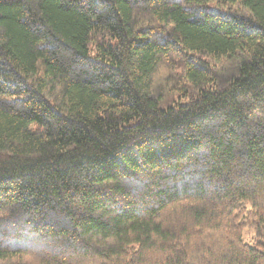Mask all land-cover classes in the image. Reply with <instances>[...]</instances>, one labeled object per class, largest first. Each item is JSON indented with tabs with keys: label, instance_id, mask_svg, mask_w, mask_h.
<instances>
[{
	"label": "trees",
	"instance_id": "1",
	"mask_svg": "<svg viewBox=\"0 0 264 264\" xmlns=\"http://www.w3.org/2000/svg\"><path fill=\"white\" fill-rule=\"evenodd\" d=\"M0 264H264V0H0Z\"/></svg>",
	"mask_w": 264,
	"mask_h": 264
},
{
	"label": "rangeland",
	"instance_id": "2",
	"mask_svg": "<svg viewBox=\"0 0 264 264\" xmlns=\"http://www.w3.org/2000/svg\"><path fill=\"white\" fill-rule=\"evenodd\" d=\"M27 240H25V243H23L24 245L19 244L20 246H25L28 249H32L33 251H35L37 254L39 253V251L45 249V246H43V244L41 242H39L36 238H34L33 236H25ZM244 237L247 238V234L244 235Z\"/></svg>",
	"mask_w": 264,
	"mask_h": 264
}]
</instances>
